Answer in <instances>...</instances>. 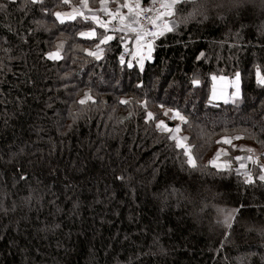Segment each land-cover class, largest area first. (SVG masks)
I'll return each mask as SVG.
<instances>
[{
    "label": "trees",
    "instance_id": "obj_1",
    "mask_svg": "<svg viewBox=\"0 0 264 264\" xmlns=\"http://www.w3.org/2000/svg\"><path fill=\"white\" fill-rule=\"evenodd\" d=\"M0 5V264H264V170L211 165L235 137L264 160V0H178L143 68L118 65L120 35L60 23L80 0ZM237 73L239 98L212 103ZM166 108L195 167L156 128Z\"/></svg>",
    "mask_w": 264,
    "mask_h": 264
},
{
    "label": "snow or ice",
    "instance_id": "obj_2",
    "mask_svg": "<svg viewBox=\"0 0 264 264\" xmlns=\"http://www.w3.org/2000/svg\"><path fill=\"white\" fill-rule=\"evenodd\" d=\"M12 2H15V0H12ZM40 2V0H26V3L30 4H36ZM101 2V9L103 13H105L106 16L110 17V20H102L99 16L97 15H85L83 9H88V11H91L88 7V0H80V7L79 8H73V10L70 13H60L57 12L55 13V16L57 19L60 21V23H64L65 20H75L77 17L83 18L85 21H92L96 24H98L100 27L104 28L105 31H109L108 25L112 21H117L120 25L118 29H113V30H118L121 32H129V33H134L135 34V39L137 41V44L139 45L142 40H144L145 37H151V40H148L147 47L149 50V56L148 58H151V50H152V41L155 40L156 37L163 35L165 32H171L173 30L172 26H169L168 23L166 22H161L163 17H167L172 15V9L174 5L178 2V0H168V2H161L160 8L163 9L164 11H160L159 9H154L152 7L149 8H143L141 6L140 0H124L122 4H120L115 11L110 10L107 7L108 0H100ZM62 3L64 4H69L70 0H62ZM155 3V0H154ZM0 8H3V5H0ZM124 9L127 10V13L123 11ZM155 12V15L153 16H144V13L147 12ZM141 17H143V21H146L147 24H151L153 26H156L158 30L156 32H150L147 30V27H145L144 22H142ZM161 22V23H158ZM81 36H84L86 38H93L96 36L95 29L91 30L90 32L87 33H81ZM113 39L112 36L110 35H105L103 38L100 40V44L107 43L109 40ZM100 44H97V49L99 50ZM62 47V45L60 46ZM88 55L95 56L97 59H99V55L97 52H89ZM49 59H61V56L59 54V51L55 53H50L48 56ZM123 62V58H121ZM129 67L131 65L129 64ZM141 68H143V61L141 60ZM217 78L213 77V80L215 81ZM221 80H224L223 77L220 78ZM240 77L239 73L236 74L235 79L232 81H229L228 83L231 84L235 88V91L231 94V97H228L226 93H224L222 90L218 94L216 91V88H213V94H212V100H217L220 98H225V102H228V99H232L235 101L236 99L239 98L240 96ZM257 82L261 85L264 86V76H261L260 72L257 71ZM193 84L198 85L199 81L194 80ZM91 97L87 96L85 99H82L80 101L81 104L86 103L87 100H90ZM122 103H127V101H122ZM171 111V110H169ZM165 115H168V113H165ZM148 119L151 120L153 119L152 113H147ZM172 119H178L181 122H185V118L177 111L175 112L172 117ZM156 128L161 132V133H168L169 138L175 141V146L177 148H183L185 149L184 155L187 156V163L191 165L192 167H195V161L193 157L190 154V149L186 147L184 144V140L187 138H180L176 134L180 132V127L177 126L176 128H169L167 124H165L164 121H160L156 124ZM239 137H235V139H238ZM225 144H231L230 139H225L223 141ZM247 151L251 152V149H248ZM219 155V153H218ZM237 159H243L240 157H237ZM247 159L251 160L253 163H257L256 160L253 159L252 156L247 157ZM241 168H244L245 165L242 163L240 165ZM264 170V169H262ZM246 177V182L247 183H253V178L249 173H245ZM260 181H264V175L259 176Z\"/></svg>",
    "mask_w": 264,
    "mask_h": 264
},
{
    "label": "rangeland",
    "instance_id": "obj_3",
    "mask_svg": "<svg viewBox=\"0 0 264 264\" xmlns=\"http://www.w3.org/2000/svg\"><path fill=\"white\" fill-rule=\"evenodd\" d=\"M118 1H124V0H108V4H107V7L112 10V11H115V9L117 7H114V6H111L110 3L111 2H118ZM148 2V1H147ZM147 2H144L141 4V6L143 8H145ZM102 5H101V2L100 0L98 1V7H97V10L99 12H102L100 11ZM113 7V8H112ZM126 10V9H125ZM127 11V10H126ZM127 13V12H126ZM125 13V14H126ZM86 15V14H85ZM98 16V15H97ZM100 16H102L101 18L105 19L104 17L106 16L105 13L103 14V12L100 14ZM104 16V17H103ZM108 17V16H106ZM165 18L167 17H163L162 18V21L161 22H164L165 21ZM168 18H171L170 16H168ZM111 19V18H110ZM161 22H158V23H161ZM173 22L171 21L170 22V25L172 24ZM96 24V23H95ZM97 25V24H96ZM99 26V25H97ZM100 27V26H99ZM108 28H109V31L112 30L114 27L111 26V25H108ZM158 30V28H157ZM112 32V31H111ZM85 33V32H84ZM121 33V32H119ZM128 34V35H127ZM126 35L130 38L129 42L124 45L122 44V46H127L130 48V52H131V56H132V59L135 60V62H137V66L138 68H141V60L144 61L146 59H148V56H149V53L148 54H143L142 52L139 51L138 47L136 48V43L134 42V39H135V34L134 33H127ZM136 40V39H135ZM85 53H89V52H92L91 49H85L84 50ZM145 52H149V50L147 49V51ZM152 53V52H151ZM150 53V55H151ZM217 79L214 81L213 79L211 80V83H210V92L213 88V86L216 88L217 90V93L219 94L221 92V90L227 94L228 97H231V94L235 91V88L233 86H231V84H229L228 82L229 81H232L235 79V77H232L231 79H225L224 80H221L220 76H217L216 77ZM100 80V79H99ZM101 81V80H100ZM228 86H230V88H228ZM220 102H225V98H220L218 99ZM212 103H218V101H212L210 100ZM233 100L232 99H228V102H232ZM164 110V114L165 113H168V115H165V117L159 121L156 122V124L160 121H164L165 124L168 125L169 128H176L177 126L180 127V125L182 124L180 120L178 119H172V115L176 112V111H169L170 109L166 108V109H163ZM178 137L180 138H185L186 135H184V133L181 131V127H180V132L176 134ZM184 144L186 145V147L188 148V145L186 143V140L183 141ZM232 149H233V154H229L228 152L225 151V149L223 148V146L221 147H218L217 149H215V152H214V156H213V160H212V163L211 165H213L214 167L218 168V169H225L227 168L231 163H236L237 165V171L241 174L242 176V179L243 177H245V173H247V171H249V168L247 167V164L249 163H252L254 165H256V163H253L251 160L247 159V157L249 156H252L254 160L257 161L259 167L261 169H264V160L262 161H258V158L256 156H254L253 152H254V147L251 143L249 142H246V141H241L239 139H236L235 142H232ZM248 149H251L252 151L249 152L247 151ZM185 150V149H184ZM219 153V155H218ZM237 157H240V158H243V159H237ZM233 159H235V161H233ZM244 164L245 167L244 168H241L240 165L241 164ZM232 215V210H227L226 212H223L222 211V218L223 219H228L230 216Z\"/></svg>",
    "mask_w": 264,
    "mask_h": 264
},
{
    "label": "built area",
    "instance_id": "obj_4",
    "mask_svg": "<svg viewBox=\"0 0 264 264\" xmlns=\"http://www.w3.org/2000/svg\"><path fill=\"white\" fill-rule=\"evenodd\" d=\"M161 2H168V0H155V3H154V0H148L145 8L152 7L154 9H159L160 11H164L163 9L160 8ZM153 15H155L154 11L153 12L144 13V16H153ZM141 20H142V22H144L145 27H147L148 31H150V32H156L157 31V27L153 26L151 24H147L146 21H143V17H141ZM158 37H156L155 40L152 41V46L154 45V43H155V41L157 40ZM151 39H152L151 37H145L144 40H142L139 45L137 44V47H138L140 52H142L143 54H148L149 53V52H145L148 49L146 42L148 40H151ZM130 54H131L130 48L127 47V46H123L120 49V51H119V53L117 54V57H116L118 65H123V64L127 63L128 60H129ZM121 58H123V62H122ZM243 180H246V177H243Z\"/></svg>",
    "mask_w": 264,
    "mask_h": 264
},
{
    "label": "crops",
    "instance_id": "obj_5",
    "mask_svg": "<svg viewBox=\"0 0 264 264\" xmlns=\"http://www.w3.org/2000/svg\"><path fill=\"white\" fill-rule=\"evenodd\" d=\"M124 1H118V2H111L110 3V5L111 6H114V7H118L120 4H122ZM113 8V7H112ZM99 10V9H98ZM97 9L96 10H94L93 12H91V13H89V16H91V15H98L100 18L102 17V16H100V14L102 13V12H99ZM125 13L127 12L125 9L123 10ZM104 14V13H103ZM104 17V16H103ZM105 19H103V18H101L102 20H110V17H104ZM172 21V19L171 18H168V16H167V18H165V21L164 22H166V23H168L169 24V26H171L170 25V22ZM173 22V21H172ZM96 25V24H95ZM98 25V24H97ZM109 25H111V26H113L114 28L113 29H118L119 27H120V25H119V23L117 22V21H112L111 23H109ZM110 30V31H108V33L106 34V35H110V36H112L113 38H114V36L116 35V34H118V35H120V37H121V39H122V42H121V44H124V45H126L128 42H129V40H130V38L127 36L128 34V32H121V31H118V30ZM112 31V32H111ZM119 32H121V33H119ZM127 34V35H126ZM112 40V39H111ZM134 42L136 43V40L134 39ZM137 44V43H136ZM136 48H137V45H136ZM213 88H214V86H213ZM213 88H212V90H211V92H210V100H212V94H213ZM228 88H230V86H228ZM217 91V90H216ZM212 101H218V102H220L218 99L217 100H212ZM222 102V101H221Z\"/></svg>",
    "mask_w": 264,
    "mask_h": 264
}]
</instances>
